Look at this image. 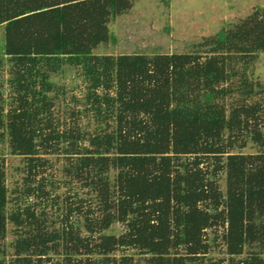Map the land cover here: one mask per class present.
<instances>
[{"label":"trees","instance_id":"obj_1","mask_svg":"<svg viewBox=\"0 0 264 264\" xmlns=\"http://www.w3.org/2000/svg\"><path fill=\"white\" fill-rule=\"evenodd\" d=\"M132 6L0 0V140L8 135L12 154L27 160L14 190L23 202L10 212L0 157V264H264V83L254 78L264 9L206 38L205 55L95 53ZM66 66L87 83L80 112L92 114L94 131L74 111L69 123L55 114L52 76ZM250 144L258 150L235 152ZM48 154L66 159L62 203L45 175ZM116 223L125 229L110 233ZM216 244L228 257L208 261ZM125 248L143 262L115 255Z\"/></svg>","mask_w":264,"mask_h":264},{"label":"rangeland","instance_id":"obj_2","mask_svg":"<svg viewBox=\"0 0 264 264\" xmlns=\"http://www.w3.org/2000/svg\"><path fill=\"white\" fill-rule=\"evenodd\" d=\"M131 1L132 8L110 22L111 38L108 42L101 44L95 53L113 55L145 53L153 55L156 53H191L200 50L201 54L205 55L208 47H203L202 42L206 38L232 29L257 9H264V0ZM4 47L5 26L0 25V55L4 53ZM9 70L10 65L7 63L1 73L3 78L9 77ZM52 78L58 84L60 91L55 108L56 116L63 123H69L71 113L74 111L81 126L89 131H94L97 124L92 114L87 115L85 112H80L85 109L84 99L87 92V83L80 74V70L73 66H66L62 72L53 75ZM254 78L264 83V52L259 54L254 64ZM11 94L12 91L6 84L5 97L8 103L11 101ZM228 99L230 100V98ZM8 103L7 107H9ZM257 150L256 146L250 144L247 148L235 150V152L254 153ZM0 157L4 159L6 164L7 185L11 192L8 209L11 212L23 202L21 201L23 196L17 197L14 190L22 188L24 184L27 176V160L22 155L12 154L8 135L5 136L4 140H0ZM45 158L48 160L45 175L55 184L52 188L54 189L53 194L59 196L62 203L64 195L69 191L64 183L66 159L59 154H48ZM221 184L225 190V176H223ZM57 210V206L51 205L48 208L52 214L58 213ZM14 228V224L9 222L6 239L8 259H11L14 254L11 245L15 239ZM124 229L123 224L116 223L109 232L119 234ZM123 254L132 255L136 260L142 262L144 259V255L135 248L121 249L115 255L119 257ZM227 257L225 245L216 244L213 245L206 258L208 261H214Z\"/></svg>","mask_w":264,"mask_h":264}]
</instances>
